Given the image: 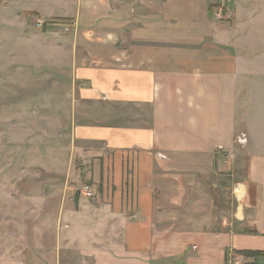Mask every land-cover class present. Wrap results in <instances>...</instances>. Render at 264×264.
<instances>
[{"label":"crops","instance_id":"0c3cea01","mask_svg":"<svg viewBox=\"0 0 264 264\" xmlns=\"http://www.w3.org/2000/svg\"><path fill=\"white\" fill-rule=\"evenodd\" d=\"M34 1L72 25L53 50L89 87L68 92L90 114L73 156L103 183L52 205L28 264H264L245 256L264 252L262 131L234 110L264 0Z\"/></svg>","mask_w":264,"mask_h":264},{"label":"rangeland","instance_id":"374dc122","mask_svg":"<svg viewBox=\"0 0 264 264\" xmlns=\"http://www.w3.org/2000/svg\"><path fill=\"white\" fill-rule=\"evenodd\" d=\"M261 4V18L255 26L260 32L252 38L249 35L250 46L243 51L251 63L246 67L243 97L234 103V110H244L237 118L247 119L255 136L261 127L262 151ZM35 5L34 0H0V264L8 258L10 264H28L33 259L28 255L34 256L38 249V235L51 231V220L56 217L52 205L61 200L65 207L69 200L73 204L92 201L85 199L83 187L95 186L96 199L103 183L97 176L89 178L87 166L73 156L80 144L74 127H82L90 114L83 113L85 100L68 96V92L89 87L73 80L70 65L63 61L66 58L53 50L54 44L73 34L72 25L64 19L42 18L26 8ZM59 46L66 48L65 44ZM74 106H78L76 113L71 110ZM253 140L250 134L249 149L258 146Z\"/></svg>","mask_w":264,"mask_h":264},{"label":"built area","instance_id":"2783aa9c","mask_svg":"<svg viewBox=\"0 0 264 264\" xmlns=\"http://www.w3.org/2000/svg\"><path fill=\"white\" fill-rule=\"evenodd\" d=\"M83 195H84L86 198H88V199H92V198H94V194H93V192L90 190L89 187H86V188L84 189ZM237 264H238V263H237ZM239 264H243V260L240 259Z\"/></svg>","mask_w":264,"mask_h":264},{"label":"trees","instance_id":"16d2710c","mask_svg":"<svg viewBox=\"0 0 264 264\" xmlns=\"http://www.w3.org/2000/svg\"><path fill=\"white\" fill-rule=\"evenodd\" d=\"M245 255L252 258H264V252H247Z\"/></svg>","mask_w":264,"mask_h":264}]
</instances>
